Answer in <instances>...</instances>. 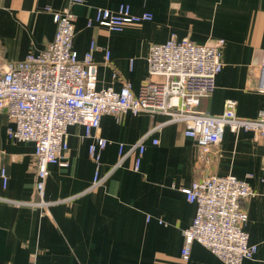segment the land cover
Segmentation results:
<instances>
[{"label": "crops", "instance_id": "crops-1", "mask_svg": "<svg viewBox=\"0 0 264 264\" xmlns=\"http://www.w3.org/2000/svg\"><path fill=\"white\" fill-rule=\"evenodd\" d=\"M69 0H0V65L43 51L54 39L53 10ZM121 3L133 13L149 11L151 21L127 24L110 31L93 23L98 8L115 11ZM76 15L74 49L83 58L92 40L98 49V86L119 89L129 81L135 93L148 77L152 43L172 35L178 40L214 44L224 39L223 67L216 89L203 97L198 112L220 114L225 101L237 100V115L255 118L264 110L258 91V73L264 50V0H84L72 6ZM110 59L106 62V51ZM167 115L105 114L99 134L109 140L101 151L102 186L92 188L96 163L82 124L68 127V166L49 165L44 200L35 189L36 158L33 142L9 138L14 126L0 112V264H225L194 241L190 258L181 250L184 230L193 222L196 205L182 188L210 175H235L251 184L254 195L245 201V227L257 253L243 264H264V138L251 130L224 131L218 145L202 157L195 139L185 134L184 123L166 124L145 139L140 169L135 154L119 161V143L137 142ZM157 138L158 144L152 139ZM116 166V167H115ZM2 167L7 186L3 185ZM149 217V218H148Z\"/></svg>", "mask_w": 264, "mask_h": 264}, {"label": "built area", "instance_id": "built-area-1", "mask_svg": "<svg viewBox=\"0 0 264 264\" xmlns=\"http://www.w3.org/2000/svg\"><path fill=\"white\" fill-rule=\"evenodd\" d=\"M84 0H69L59 10L48 7L57 25L53 41L40 53L29 54L25 59L0 65V112L5 110L14 126L8 129L10 139L35 144V189L41 201L28 203L48 208L54 201L44 200L49 165L67 167L68 127L82 124L86 135L94 138L89 145L90 157L96 163L92 188L102 186L107 175H100L101 151L109 140L99 134L103 115L118 119L126 113L161 112L168 118L153 125L137 142L125 150L119 143V161L124 162L135 154L134 169H140L145 152V139L170 123H184L185 134L195 139L202 157L218 145L229 127L233 132L251 130L256 137L264 138V110L255 118L237 115V100L225 101L220 114L202 113L196 110L203 97H209L216 89L217 76L222 70L224 39L214 44H200L191 39L178 40L172 35L163 43H152L148 53V77L135 93L129 81H123L119 89L98 86V63L94 53L98 49L91 41L83 58L73 47L76 15L72 6ZM149 11L133 13L131 5L121 3L113 11L98 8L88 26L97 23L110 31H122L127 24L151 21ZM110 51H106V62ZM257 89L264 93V50L259 67ZM158 144L157 138L152 139ZM115 166V167H116ZM4 187L8 178L2 167ZM187 200L196 205L195 217L184 230L181 256L190 258L191 245L197 241L225 264H243L258 251V245L250 243L245 227L248 213L245 201L254 195L249 181L235 175H210L182 188ZM149 218V217H148Z\"/></svg>", "mask_w": 264, "mask_h": 264}]
</instances>
